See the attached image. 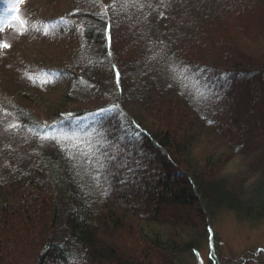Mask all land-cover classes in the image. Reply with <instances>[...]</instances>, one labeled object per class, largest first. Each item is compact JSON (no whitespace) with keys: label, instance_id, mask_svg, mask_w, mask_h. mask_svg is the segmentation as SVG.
<instances>
[{"label":"trees","instance_id":"16d2710c","mask_svg":"<svg viewBox=\"0 0 264 264\" xmlns=\"http://www.w3.org/2000/svg\"><path fill=\"white\" fill-rule=\"evenodd\" d=\"M260 3L66 0L78 44L17 56L48 93L12 88L0 123V264H168L202 231L216 264L220 210L264 218Z\"/></svg>","mask_w":264,"mask_h":264},{"label":"rangeland","instance_id":"374dc122","mask_svg":"<svg viewBox=\"0 0 264 264\" xmlns=\"http://www.w3.org/2000/svg\"><path fill=\"white\" fill-rule=\"evenodd\" d=\"M5 1L8 11L12 12L13 10V16L9 18L10 25L8 24L7 31L3 29L0 32V54L7 52L3 61H0V123L4 125L8 121L6 119L7 113L5 115L4 111L5 105H8L9 102L11 106H14V100L9 93L12 88L28 87L32 91L33 95L29 94V99L28 97L20 99V101H24L20 103L26 105L25 108H29L26 101H35L37 98L43 99V94L48 93L45 92L46 89L41 88L42 83L32 81V84L26 82L25 73L22 72L23 67L20 66V62H16L17 56L24 55L27 52L29 53V60H34L37 58L38 48H49L48 50L55 55L64 54L68 49L74 48L80 39L78 36L60 33L61 31L57 28L58 24L56 25L57 22H55L56 19L54 20L55 17L57 18L55 12L64 8L63 5L66 0ZM260 4V6L257 5L255 10L258 12V16H263L264 19V7L262 3ZM77 22L74 23L77 24ZM250 44L257 47L256 51L258 52L255 54L257 55L264 48V39L262 37L261 40H251ZM49 88H51L49 92L52 93L50 97L53 98L60 95L61 91L65 89L61 83ZM40 108L43 109L44 107ZM96 116H98V113L86 118V121L93 120ZM39 118H48V116L39 114ZM42 124H45V122L43 121ZM2 142L0 138V146ZM29 143L32 145V141L29 140L28 145ZM211 225L215 236L214 253H217L219 257L216 264H264V218H245L223 209L213 217ZM211 236V232L202 231L197 250L187 252L180 262L170 261L168 264H210L209 254L212 252L211 244L213 245L209 239ZM44 251L42 249L39 254L45 260L46 254ZM38 260H41V258H38ZM30 264L35 263L32 261Z\"/></svg>","mask_w":264,"mask_h":264},{"label":"bare ground","instance_id":"6f19581e","mask_svg":"<svg viewBox=\"0 0 264 264\" xmlns=\"http://www.w3.org/2000/svg\"><path fill=\"white\" fill-rule=\"evenodd\" d=\"M0 5H1V2H0Z\"/></svg>","mask_w":264,"mask_h":264}]
</instances>
